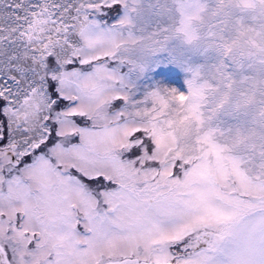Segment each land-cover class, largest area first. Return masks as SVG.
Returning <instances> with one entry per match:
<instances>
[{
	"label": "snow or ice",
	"instance_id": "1",
	"mask_svg": "<svg viewBox=\"0 0 264 264\" xmlns=\"http://www.w3.org/2000/svg\"><path fill=\"white\" fill-rule=\"evenodd\" d=\"M0 264H264V0H0Z\"/></svg>",
	"mask_w": 264,
	"mask_h": 264
}]
</instances>
